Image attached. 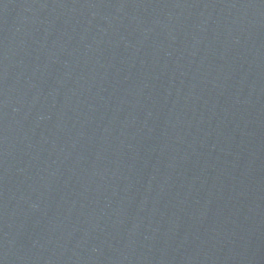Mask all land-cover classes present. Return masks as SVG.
I'll return each mask as SVG.
<instances>
[{
  "label": "water",
  "instance_id": "water-1",
  "mask_svg": "<svg viewBox=\"0 0 264 264\" xmlns=\"http://www.w3.org/2000/svg\"><path fill=\"white\" fill-rule=\"evenodd\" d=\"M0 264H264V0H0Z\"/></svg>",
  "mask_w": 264,
  "mask_h": 264
}]
</instances>
